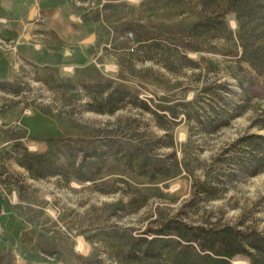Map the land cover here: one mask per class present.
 I'll use <instances>...</instances> for the list:
<instances>
[{
  "label": "rangeland",
  "instance_id": "rangeland-1",
  "mask_svg": "<svg viewBox=\"0 0 264 264\" xmlns=\"http://www.w3.org/2000/svg\"><path fill=\"white\" fill-rule=\"evenodd\" d=\"M29 2L60 38L32 41V62L0 44L11 57L0 77V264H197L186 224L210 229L215 250L235 230L264 237V165L228 178L234 151L219 156L264 135V97L243 100L237 82L256 73L238 61L244 49L264 65V0ZM204 87L244 105L211 133L186 115ZM204 171L217 198L193 195ZM232 251L230 264L264 262Z\"/></svg>",
  "mask_w": 264,
  "mask_h": 264
},
{
  "label": "trees",
  "instance_id": "trees-1",
  "mask_svg": "<svg viewBox=\"0 0 264 264\" xmlns=\"http://www.w3.org/2000/svg\"><path fill=\"white\" fill-rule=\"evenodd\" d=\"M255 13V12H254ZM256 14V13H255ZM237 22L239 24L238 18ZM264 19V15H262ZM239 30L237 35L240 36ZM191 49V48H190ZM232 56L236 57V51ZM203 59V58H202ZM246 61L252 68L255 76H252L247 81H243L241 78H237L239 85V95L243 100H247L250 96L264 97V65L258 63L255 60L248 59L244 52L240 55L238 61ZM263 69V70H262ZM261 76V77H260ZM220 87L227 88L226 83L220 84ZM230 90V89H229ZM201 92L209 95L210 88L204 87L200 92L195 95V98L186 102V107L190 108L186 113L187 118H192L195 121L197 129L201 132L211 133L219 128L226 126L231 118L241 114L244 110L243 102L231 103L226 105L222 94L214 93L209 95V101L206 105L200 104ZM234 92V91H233ZM236 93V92H235ZM231 102V101H230ZM200 104L198 108L196 105ZM200 132V133H201ZM240 145L243 146L242 152L235 150ZM242 148V147H241ZM234 151V153H233ZM233 153V156L226 157L225 161L229 164H234L233 171L227 173L228 178L238 176V174L255 175L259 172L260 168L264 165V135L258 133H250L237 138L233 143L229 144L219 156L224 154ZM224 160V159H223ZM186 170L191 171L186 167ZM194 188L193 195L204 196L207 199H213L218 197V184L207 171L203 172L202 179L196 180V184L193 183ZM228 230V229H227ZM227 232V231H226ZM235 233H226L222 239H219L218 247L214 248V237L210 233V229L203 225H187L186 224V237L181 233L180 237L186 240V243L196 242L200 245V254L196 257L197 264H208L212 262H218L221 264H230V259L238 253V251H232L233 249H243L249 256H252V251L264 255V237H262L256 231L242 232L234 231ZM202 240V241H201ZM202 242V243H199ZM212 251L217 257H211L204 253L205 250ZM254 256V255H253ZM264 260V259H263ZM250 264H259L252 258ZM261 264H264L261 263Z\"/></svg>",
  "mask_w": 264,
  "mask_h": 264
},
{
  "label": "crops",
  "instance_id": "crops-1",
  "mask_svg": "<svg viewBox=\"0 0 264 264\" xmlns=\"http://www.w3.org/2000/svg\"><path fill=\"white\" fill-rule=\"evenodd\" d=\"M29 0H0V44L8 42L18 51L19 59L32 62L33 59L29 56V48L32 47L37 52L35 47L41 44H33L32 41L38 40L40 43H46L48 36L58 37L56 22H50L48 26L43 24V11L31 8ZM33 13L31 15V11ZM57 14V13H56ZM38 18H35V17ZM71 18V14L66 16ZM48 19V17H46ZM28 36V39L25 37ZM60 38V36L58 37ZM22 39V40H21ZM83 41V40H82ZM51 56L60 55L61 51L52 50L49 53ZM10 53L0 49V77L7 75V65L10 63ZM3 140H0V143Z\"/></svg>",
  "mask_w": 264,
  "mask_h": 264
},
{
  "label": "water",
  "instance_id": "water-1",
  "mask_svg": "<svg viewBox=\"0 0 264 264\" xmlns=\"http://www.w3.org/2000/svg\"><path fill=\"white\" fill-rule=\"evenodd\" d=\"M32 13H33V10L31 11V15H32ZM25 38L28 39V36ZM90 41H92L91 37H86L83 39V42H90ZM65 52H66V54H68V51H65Z\"/></svg>",
  "mask_w": 264,
  "mask_h": 264
}]
</instances>
